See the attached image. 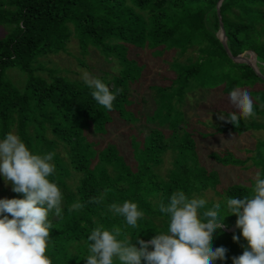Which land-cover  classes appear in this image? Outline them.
<instances>
[{
  "label": "trees",
  "instance_id": "trees-1",
  "mask_svg": "<svg viewBox=\"0 0 264 264\" xmlns=\"http://www.w3.org/2000/svg\"><path fill=\"white\" fill-rule=\"evenodd\" d=\"M219 0H0V25L9 29L0 36V139L12 132L18 135L34 154L54 152L55 172L48 177L62 192V214L49 213V245L46 255L52 264H86L91 231L102 225L111 230L118 226L125 236L151 240L166 233L169 216L160 212L171 195L182 190L189 198H204L206 209L221 205L226 216L225 228L213 234L212 247H225L226 259L214 264H233L232 257L243 254L247 241L242 230L235 228L237 216L227 210L228 198L252 194L255 179L233 183L219 190L220 174L200 159L195 132L182 125L183 112L177 104L197 87H222L246 90L253 99L252 117H239L235 126L222 121L204 136L217 133L243 134L264 131V78L247 62H237L227 53L219 37ZM221 15L227 41L233 54L251 50L264 75V0H222ZM73 37L87 48L96 46L107 59L122 65L111 79H100L116 95L111 111L99 105L92 89L82 81L71 80L55 71L49 78L37 74L39 59L66 49ZM132 47L149 48L154 53L177 49L189 50L188 63L175 61L176 77L168 86H157L159 105L153 118L171 130L155 127L140 143L134 140L136 164L132 165L115 144L103 148L90 138L106 134L109 125L120 117L136 120L129 105L130 84L142 75L143 65L129 57ZM249 56V54H247ZM10 68L26 75L22 87L8 76ZM113 82V86L110 83ZM151 119V120H156ZM64 148L65 153L60 149ZM172 151V167L161 174L158 167L166 152ZM209 158L223 166H248L252 161L264 178V135L249 157L241 158L231 151H211ZM107 190V191H105ZM214 190L219 199L208 198ZM14 198L24 194L13 191ZM103 197L99 203L93 198ZM135 202L144 217L137 227L126 224L123 217L109 211L112 203ZM83 208L71 211L75 203ZM203 211V210H201ZM229 215V216H228ZM233 235L240 237L239 242ZM139 247V245H137ZM152 250V249H150ZM114 264H119L114 260ZM142 264H147L142 261Z\"/></svg>",
  "mask_w": 264,
  "mask_h": 264
},
{
  "label": "clouds",
  "instance_id": "clouds-1",
  "mask_svg": "<svg viewBox=\"0 0 264 264\" xmlns=\"http://www.w3.org/2000/svg\"><path fill=\"white\" fill-rule=\"evenodd\" d=\"M81 79L92 89L94 100L111 111L122 89L111 92L101 79L87 71L82 72ZM229 95L239 117L254 115L253 99L247 91L233 89ZM260 107L264 108V104ZM239 117L236 113L218 115L219 120L235 126ZM54 156V152L34 154L12 132L0 141V173L6 182H11L12 191L24 194L22 199H0V264H52L46 255L52 227L49 213L62 214V192L48 179L55 172ZM102 199L93 198L90 203ZM226 203L231 215L237 216L236 227L248 242L242 255L232 257L233 264H264V178L258 173L250 196L228 198ZM206 204L204 198H189L182 190L174 192L169 203H161L159 209L169 216L167 232L148 241L137 239L133 243L127 236L118 239L122 235L120 227L108 230L97 226L88 236L91 243L86 264H114V260L119 264H214L217 259L225 260L228 250L223 246L213 250L212 241L213 234L225 228L226 216L220 214V203L210 209ZM81 208L83 204L77 202L70 210ZM109 211L123 217L131 227H137L138 220L144 217L137 203L131 201L112 203ZM233 240L239 242L240 237L233 235Z\"/></svg>",
  "mask_w": 264,
  "mask_h": 264
},
{
  "label": "rangeland",
  "instance_id": "rangeland-1",
  "mask_svg": "<svg viewBox=\"0 0 264 264\" xmlns=\"http://www.w3.org/2000/svg\"><path fill=\"white\" fill-rule=\"evenodd\" d=\"M8 31L7 27L0 25V36L7 35ZM195 54L192 49L184 54H180L177 49H164L162 53L156 54L149 48L131 46L129 57L135 58L140 65H143L142 75L130 84L129 89V97L133 100L129 108L133 111L136 120L125 121L117 116L109 125L106 134L91 133L90 138L97 142V147L103 148L108 144H115L128 162L135 166L134 140L142 143L146 135L155 127L163 128L167 132L171 130L169 123L162 125L160 120L153 118V113L159 105L157 100L159 93L156 87L168 86L172 83L176 77L173 66L175 61L188 63V57ZM37 65L42 67L37 70V74L44 77L49 78L51 71H55L71 80L82 82L83 71L98 79L105 75L111 79L112 75L119 73L122 67L117 60L107 59L96 46L90 44L85 48L77 37L72 38L65 50L42 56ZM7 74L16 85L20 87L24 85L26 75L20 69L10 68ZM110 85L113 86V82ZM177 108L183 112L182 125H187L190 131L195 132L201 161L207 167L219 172L221 178L219 190L233 183H247L250 179H256L259 169L251 160H248V166H223L208 156L211 151H231L236 156L246 159L253 154L258 139L264 135L263 130H251L243 134L203 135L204 132L213 131L214 126L222 122L218 119L219 114L226 116L227 112L239 111L231 103L230 95L223 92L222 87L194 88L187 93L183 102L177 104ZM60 149L65 153L63 147ZM172 161V151L166 152L164 162L158 167V171L165 174L172 167ZM207 195L208 198L219 199V195L214 190H208ZM4 198L14 199L12 184L6 182L3 174L0 173V199Z\"/></svg>",
  "mask_w": 264,
  "mask_h": 264
},
{
  "label": "water",
  "instance_id": "water-1",
  "mask_svg": "<svg viewBox=\"0 0 264 264\" xmlns=\"http://www.w3.org/2000/svg\"><path fill=\"white\" fill-rule=\"evenodd\" d=\"M221 3H222V0H219L217 11H218V15H219V19H220V26H221V32L219 34V37H220V39L224 45V48L226 49L227 53L229 54V56L232 59H234L237 62L249 63L256 70V72L264 78V75L261 73V71L259 70V68L257 66L256 54L253 51L248 50V51H245L243 53L236 54V55L231 52L229 45H228V41H227L228 38H227V34H226V29H225L224 23L222 21V15H221V10H220ZM247 54H249V56ZM253 55L255 57L254 60H253ZM235 228H236V225L234 226V228L227 229V230L230 231V230H233Z\"/></svg>",
  "mask_w": 264,
  "mask_h": 264
},
{
  "label": "bare ground",
  "instance_id": "bare-ground-1",
  "mask_svg": "<svg viewBox=\"0 0 264 264\" xmlns=\"http://www.w3.org/2000/svg\"><path fill=\"white\" fill-rule=\"evenodd\" d=\"M254 58H255V57H254V55H253V60H254Z\"/></svg>",
  "mask_w": 264,
  "mask_h": 264
}]
</instances>
